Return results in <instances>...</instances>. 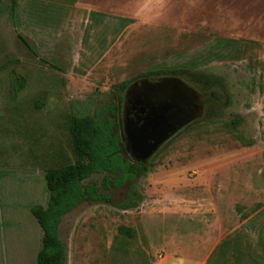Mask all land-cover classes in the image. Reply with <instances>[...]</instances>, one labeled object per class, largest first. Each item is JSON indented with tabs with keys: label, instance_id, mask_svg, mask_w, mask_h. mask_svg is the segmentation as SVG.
Wrapping results in <instances>:
<instances>
[{
	"label": "rangeland",
	"instance_id": "374dc122",
	"mask_svg": "<svg viewBox=\"0 0 264 264\" xmlns=\"http://www.w3.org/2000/svg\"><path fill=\"white\" fill-rule=\"evenodd\" d=\"M15 1L0 0V264H36L30 208L47 201L45 171L74 161L71 116L111 115L133 81L194 73L223 77L202 96L184 85L198 107L214 92L219 114L198 110L144 176L63 215L67 264H264V0ZM214 38L246 45L207 62ZM107 175L84 183L107 193ZM132 189L138 205L121 209Z\"/></svg>",
	"mask_w": 264,
	"mask_h": 264
},
{
	"label": "trees",
	"instance_id": "16d2710c",
	"mask_svg": "<svg viewBox=\"0 0 264 264\" xmlns=\"http://www.w3.org/2000/svg\"><path fill=\"white\" fill-rule=\"evenodd\" d=\"M16 1L11 0V10ZM130 19L120 17L121 26ZM244 43L227 38H214L206 51V61L222 60L228 56L238 58L244 50ZM187 68L182 65L178 71ZM154 73V72H152ZM196 82H224L221 76H205L194 73ZM123 86V85H121ZM199 87L203 85H197ZM117 98L116 94H113ZM211 106L206 115L217 117L220 109ZM117 103L108 106L111 115H73L68 129L71 137L74 161L58 167L48 168L44 173L48 198L44 205L34 204L30 211L42 230L40 247L36 254V264H67L65 243L59 236V224L63 215L85 200L109 201L111 185H122L142 177L149 170V165L134 160H126L121 152L122 143L118 132ZM107 172L102 186L107 193H101L93 183H84L93 173ZM139 203L138 193L132 189L119 207L128 209ZM245 217V215H243ZM119 233L128 237L135 236V229L119 226Z\"/></svg>",
	"mask_w": 264,
	"mask_h": 264
},
{
	"label": "water",
	"instance_id": "95a60500",
	"mask_svg": "<svg viewBox=\"0 0 264 264\" xmlns=\"http://www.w3.org/2000/svg\"><path fill=\"white\" fill-rule=\"evenodd\" d=\"M173 87L172 95L167 94L156 105L153 104L151 114L130 127V141L135 151L131 156L136 160L151 157L166 141L197 118L199 107L195 103V91L184 85ZM174 107L176 110H173Z\"/></svg>",
	"mask_w": 264,
	"mask_h": 264
},
{
	"label": "flooded vegetation",
	"instance_id": "af4514ba",
	"mask_svg": "<svg viewBox=\"0 0 264 264\" xmlns=\"http://www.w3.org/2000/svg\"><path fill=\"white\" fill-rule=\"evenodd\" d=\"M177 78H169V81H161V80H141L139 82L133 81L129 86H127L121 93L117 94L116 102H117V121H118V132L120 135L122 149L121 152L123 155L127 156L129 159L141 162L143 164H148L151 158L156 154L158 149L151 157L145 160H136L131 156V153H134V149L132 148V144L130 141V127L133 124H138L141 119L147 115L151 114L152 105H156L157 102L161 101L164 97L168 95H172L174 93V85H191L193 88L197 90L199 96H202V87L197 85H205V83H198L195 79L190 80V84L188 83V79L185 80H175ZM165 85H173V86H165ZM167 90V93H166ZM209 98H207L203 103L199 102V110L202 112L203 110L207 112L211 106V99L214 97V92L209 94ZM202 103V104H201ZM202 105V106H201ZM209 106V108H208ZM176 110V107L173 108ZM200 113V112H199ZM198 115V114H197ZM132 122V124H131Z\"/></svg>",
	"mask_w": 264,
	"mask_h": 264
}]
</instances>
